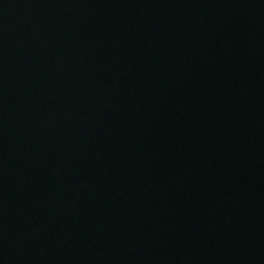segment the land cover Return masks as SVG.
Masks as SVG:
<instances>
[{"label":"water","instance_id":"1","mask_svg":"<svg viewBox=\"0 0 264 264\" xmlns=\"http://www.w3.org/2000/svg\"><path fill=\"white\" fill-rule=\"evenodd\" d=\"M0 264H264V122L211 0H0Z\"/></svg>","mask_w":264,"mask_h":264}]
</instances>
